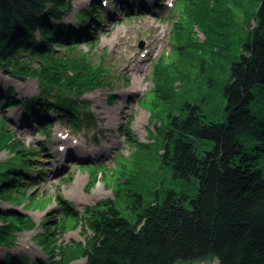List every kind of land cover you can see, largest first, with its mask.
Segmentation results:
<instances>
[{
	"label": "trees",
	"instance_id": "1",
	"mask_svg": "<svg viewBox=\"0 0 264 264\" xmlns=\"http://www.w3.org/2000/svg\"><path fill=\"white\" fill-rule=\"evenodd\" d=\"M71 3L0 0V69L13 77L38 81L40 96L29 99L26 107L29 121L49 133L53 128L50 110L62 115L72 130L82 132L85 123L92 124V115L78 99L86 91L112 87L108 68L91 64L87 55L62 56L54 49L73 51L86 38L97 43V38H91L98 22H103L97 8L92 4L78 13L77 29L62 21L66 12L72 11ZM178 9L190 17L189 22L180 23L200 24L206 40H191L198 52L178 54L173 62H165L166 54L162 57L155 66L156 86L150 93L155 97L150 101L155 105L173 101L176 83L183 81L185 86L188 77L207 89L195 103L185 101L179 115H169L166 129L156 126L155 134L165 144L161 163L172 169L185 188L168 190L162 202L145 206L144 197L128 191V184L117 179L122 177L117 172L114 198L89 206L85 215L58 197L60 224L52 220L43 225L55 224L60 233L65 232L69 219L76 227L80 225L84 243L77 246L82 248L86 264H203L213 260L264 264V0H180ZM238 24H248V30L240 40L239 54L229 56L227 78L220 87L219 111L224 120L215 122L217 111L207 109L213 95L214 67L204 68L208 60L202 56L208 51L201 53L199 46L226 48L228 34ZM174 30V36L181 38L184 27L177 25ZM194 68L198 73L192 72ZM0 104L9 108L20 105L14 87L0 91ZM130 137L138 143V137ZM201 143L212 149L201 154ZM6 148L14 157L0 164V198L11 201L22 191L20 186L32 165L28 150L0 119V150ZM118 161L123 164L120 154ZM89 169L94 172L99 168ZM94 185L95 180L91 182ZM118 203L136 215L134 223L122 215ZM0 224V247L6 248L15 245L19 233L35 225L30 217L14 210H0ZM51 234L46 227L39 237L44 241ZM60 249L62 258L55 264L71 263L68 253L72 246ZM6 257L10 264L14 260L29 264L26 258L10 253ZM35 264L48 263L39 260Z\"/></svg>",
	"mask_w": 264,
	"mask_h": 264
},
{
	"label": "rangeland",
	"instance_id": "2",
	"mask_svg": "<svg viewBox=\"0 0 264 264\" xmlns=\"http://www.w3.org/2000/svg\"><path fill=\"white\" fill-rule=\"evenodd\" d=\"M179 1L157 0L156 3V0H148L146 4L149 7L142 8L140 0H71L72 11L66 12L62 21L79 29L78 13L94 4L103 18V22H98V30L91 36L98 39L97 43L91 44L86 38L73 51L54 49L62 56L87 55L91 64L109 69L112 84L109 88L86 91L78 99V103L92 115V124L85 123L80 133L70 129L62 115L54 110L49 113L54 119L50 133L48 129H41L28 121L26 104L29 99L40 96L38 81L13 77L0 69V91L7 92L14 87L20 103L14 108L0 104V119L13 132L16 141L28 150L32 165L28 178L20 186L23 194H15L11 201L0 198V210L18 211L30 217L35 224L17 235L13 247H0L3 264H10L6 257L8 253L26 258L29 264L39 260L55 264L62 258L60 248L65 246H72L73 249L68 253L69 260H73L69 264H86L82 248L77 246L84 243L80 225L76 227L75 222L69 219L64 233L54 228L55 224L43 225L52 220L60 224L58 197L69 201L81 215H85L89 206L114 198V179L118 173L122 177L117 179L128 184V191L144 197L145 206L158 200L162 202L168 190L180 192L185 188L182 181L174 178L172 169L161 163L160 155L165 152V144L155 134L156 126L166 129L169 115H179L185 101L195 103L197 97L206 94L207 89L202 82L194 84V80L188 77L185 86L183 81L176 83L177 98L172 95L175 99L169 103L152 104L155 96L150 94L156 86L153 79L155 66L165 54L169 57L165 62H173L178 54L181 57L189 51L195 53L194 42L206 40L200 24H181L189 22L190 17L178 9ZM177 25L184 27L181 38L174 36ZM251 26L254 27V22ZM247 30L248 24H238L236 30L228 34L226 48L198 45L201 53L208 51L202 56L208 60L204 68L214 67L212 102L208 103L207 109L217 111L218 115L213 118L215 122L224 120L219 111L220 87L227 78L229 56L239 54L240 40ZM216 41L220 45L219 36ZM219 51H222L221 55ZM192 72L198 73L195 68ZM192 76L197 79L196 75ZM199 80H203L202 77ZM169 88L172 89L171 86ZM130 136L138 137V143L134 144ZM142 143L146 146H141ZM70 147L80 148L78 158H68ZM63 148L65 152L60 155ZM199 148L204 154L212 146L201 143ZM119 154L123 164L118 161ZM13 157L14 152L8 148L0 150V164H7ZM90 166L99 169L92 172ZM93 180L95 185L92 187ZM192 193L195 194L196 189ZM117 208L131 223L136 221V215L126 209L125 204L118 203ZM46 227L51 229L52 234L44 238V242L39 235L45 232ZM11 264H16L15 260ZM203 264H216V260Z\"/></svg>",
	"mask_w": 264,
	"mask_h": 264
},
{
	"label": "bare ground",
	"instance_id": "3",
	"mask_svg": "<svg viewBox=\"0 0 264 264\" xmlns=\"http://www.w3.org/2000/svg\"><path fill=\"white\" fill-rule=\"evenodd\" d=\"M143 4L147 5L146 3L148 2V0H145V2L142 0ZM80 148H76V147H70L67 153L68 158H78L77 153L79 152ZM65 152V149H63L62 151H60V155H63L62 152ZM83 157V156H82Z\"/></svg>",
	"mask_w": 264,
	"mask_h": 264
},
{
	"label": "water",
	"instance_id": "4",
	"mask_svg": "<svg viewBox=\"0 0 264 264\" xmlns=\"http://www.w3.org/2000/svg\"><path fill=\"white\" fill-rule=\"evenodd\" d=\"M144 44L142 43L141 46H143ZM216 264H221L220 261L216 260Z\"/></svg>",
	"mask_w": 264,
	"mask_h": 264
}]
</instances>
